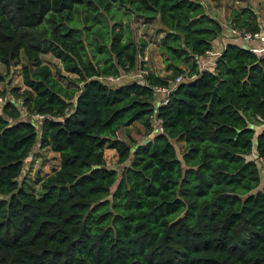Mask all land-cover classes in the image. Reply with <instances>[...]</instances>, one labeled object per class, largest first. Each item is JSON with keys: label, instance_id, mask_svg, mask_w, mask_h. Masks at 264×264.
Instances as JSON below:
<instances>
[{"label": "trees", "instance_id": "trees-1", "mask_svg": "<svg viewBox=\"0 0 264 264\" xmlns=\"http://www.w3.org/2000/svg\"><path fill=\"white\" fill-rule=\"evenodd\" d=\"M122 15L156 21L165 73ZM259 23L242 7L228 26ZM223 30L201 0H0V64L23 85L0 90V264H264V54L227 41L199 67ZM135 122L142 139L118 136ZM35 145L58 157L38 194L17 183Z\"/></svg>", "mask_w": 264, "mask_h": 264}, {"label": "rangeland", "instance_id": "rangeland-1", "mask_svg": "<svg viewBox=\"0 0 264 264\" xmlns=\"http://www.w3.org/2000/svg\"><path fill=\"white\" fill-rule=\"evenodd\" d=\"M205 8L211 14H213L216 19L223 22V28L226 35H229L228 22L229 18L233 16L234 11L241 10L242 7H248L257 15L263 13L262 4L259 0H202ZM210 14V15H211ZM261 17V16H258ZM262 18V17H261ZM122 22H127L128 26L132 30V37L134 40L142 38L145 40V46L143 49V54L147 57L146 65L156 71L159 74L165 73L162 65L161 57L158 55L157 51V41L161 33L158 32L156 21L142 22V20L135 18L133 15L121 16ZM230 41L240 42L242 46H247L250 43L249 40H242L239 37H231ZM215 49V48H213ZM213 53H208L205 58L200 59V65L202 67H207L213 65ZM41 59L46 63L52 70L59 69L62 74H67L64 72L60 63L57 59L48 53L41 54ZM211 65V66H212ZM131 73V72H130ZM128 72V74H130ZM0 90L3 88H8L11 86L23 87L21 83V75L19 71V64L11 65L8 71L4 70V67L0 64ZM69 75V74H67ZM70 76V75H69ZM125 79H131L129 76L122 77ZM65 83V80L60 79ZM6 85V86H5ZM10 93L8 90L5 92H0V97H9ZM2 103H0L1 106ZM35 119V117H33ZM126 128H119L118 136L124 140L142 139V134L140 131V125L138 123H132L125 132ZM174 144L177 155H180L182 148V141L172 140ZM103 155L105 158L106 165L109 167H117L116 165V155L114 154V149L109 147H104ZM58 157L55 152L47 149H40L36 145L33 146L23 161V167L20 174L17 177V183L21 184L25 190L33 191L35 194L41 192L40 186L38 184L36 176L43 177L45 174L49 173L57 167Z\"/></svg>", "mask_w": 264, "mask_h": 264}, {"label": "built area", "instance_id": "built-area-1", "mask_svg": "<svg viewBox=\"0 0 264 264\" xmlns=\"http://www.w3.org/2000/svg\"><path fill=\"white\" fill-rule=\"evenodd\" d=\"M229 33L234 36V37H239L242 40H256L259 45L258 46H254L253 44H249L246 47L256 53V54H264V23L259 25V28L257 31L255 32H248V31H244L242 29L236 28V27H229ZM209 53V52H208ZM203 58V57H202ZM202 58H198L197 62L199 67H202L199 63H200V59ZM140 60H142L144 63L143 65H145V61H146V57L144 55L139 57ZM146 73V68L144 67H138L136 70H134L133 72H131L130 74H121L119 76H106V78L108 80H119L120 78L124 77V76H129L131 78H139L142 81V77L143 75ZM180 80V76H176L174 78V81L168 85H152L151 87V91L153 96L155 97V103L154 105H161L163 103L166 102L167 98H168V93L170 92L171 88L173 87V85ZM8 99V100H12L13 98L11 96L5 98V97H0V103H4V101ZM15 102L17 103L19 109L21 111H24V108L21 104V101L16 98L14 99ZM33 117H35L36 120H38L39 118L42 117L41 114H34ZM152 131L153 132H160L161 126H160V120L158 118H156L155 116L152 118Z\"/></svg>", "mask_w": 264, "mask_h": 264}, {"label": "crops", "instance_id": "crops-1", "mask_svg": "<svg viewBox=\"0 0 264 264\" xmlns=\"http://www.w3.org/2000/svg\"><path fill=\"white\" fill-rule=\"evenodd\" d=\"M202 1V0H201ZM202 3H203V1H202ZM204 5V4H203ZM204 8H205V6H204ZM205 10H206V12L208 13V14H211V13H209L208 11H207V9L205 8ZM263 14V13H262ZM262 14L261 15H258V16H261L262 17ZM211 16H213V17H215L213 14H211ZM261 17H258V20L260 21V23H259V25L260 24H263L264 22L262 21L263 19L261 18ZM216 18V17H215ZM219 20V19H218ZM220 21V20H219ZM222 24H223V22L222 21H220ZM231 37H234V36H232L231 34H229V35H226V33L223 31L222 32V36L221 37H219L217 40H215L214 41V44H213V46H212V49H211V51H209V53H215L214 54V56H213V58L218 54V51L220 50V48L223 46V44L225 43V42H227V41H230V38ZM250 41V43H248V45L249 44H253L254 46H258L259 45V43L256 41V40H249ZM231 42H234V41H231ZM234 43H237V44H239V45H241L240 44V42H234ZM213 48H215V49H213ZM144 55V54H143ZM145 56V55H144ZM146 57V56H145ZM202 58V57H201ZM146 60H147V57H146ZM212 61H213V59H212ZM147 61H145V63H146ZM208 65H209V63H208ZM212 65V64H211ZM112 149V148H111ZM114 154H115V152H114Z\"/></svg>", "mask_w": 264, "mask_h": 264}, {"label": "water", "instance_id": "water-1", "mask_svg": "<svg viewBox=\"0 0 264 264\" xmlns=\"http://www.w3.org/2000/svg\"><path fill=\"white\" fill-rule=\"evenodd\" d=\"M258 164H259V167L262 166V163L260 162V159H258Z\"/></svg>", "mask_w": 264, "mask_h": 264}]
</instances>
